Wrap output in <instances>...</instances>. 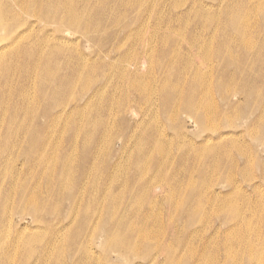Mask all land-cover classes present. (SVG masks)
Instances as JSON below:
<instances>
[{"label": "rangeland", "instance_id": "rangeland-1", "mask_svg": "<svg viewBox=\"0 0 264 264\" xmlns=\"http://www.w3.org/2000/svg\"><path fill=\"white\" fill-rule=\"evenodd\" d=\"M0 264H264V0H0Z\"/></svg>", "mask_w": 264, "mask_h": 264}, {"label": "bare ground", "instance_id": "bare-ground-1", "mask_svg": "<svg viewBox=\"0 0 264 264\" xmlns=\"http://www.w3.org/2000/svg\"><path fill=\"white\" fill-rule=\"evenodd\" d=\"M247 10H250V9H247ZM71 16H73V14H71ZM204 57L206 59L209 58L208 55H205ZM235 63L238 64V58H236ZM46 65H47V60L45 59V62L42 65L41 73L44 71L45 72L50 71ZM60 67H61V64L59 66H56L57 69H59ZM51 77H53V74L51 75ZM61 83H62L61 85H69V82L68 81L64 82V80H62ZM68 88H69L68 86H63L61 88V90H59V89H55L52 86H49L48 91L50 94L56 95L59 92H63L65 90H67ZM196 93H197L196 91H188L186 93L185 106L187 107V109L188 108L191 109L193 111V113L195 114L197 121L200 122L202 125H204L206 122L205 121V114H206L207 108L205 107L206 104H204L203 105L204 107H201V109L198 108V106L196 104L197 101L195 99ZM174 94H175L174 91H169L166 99L171 100L174 97ZM175 98H177V97H174L172 100H174ZM28 137H31L30 141H34L36 143V145H38V143L43 140L40 136V131H37V130H32L28 134ZM20 143L22 144L23 142L20 140ZM4 144H5V140H4ZM4 144H3V146H4ZM36 147L37 146H34L33 149H35ZM3 148H5V147H3ZM55 190H58V189L56 188ZM67 193H69L70 198H71L73 195V190L72 189H69V190L63 189L61 191L62 196H66ZM47 204H48V201L44 202V204H42L40 207H36V203L33 204V202H32V206L31 205L30 206L34 210H46V209H48ZM83 215L85 216L86 219H88V217H89L88 215H85V214H83ZM102 223H103V225L101 226L102 231L105 233L114 235V239H113L114 243H112V244H115V247L120 249L121 253L123 255L126 256V254H130L133 247H132V240H131V236H130L131 233L129 231V225L126 223V220L122 221L113 212H107V213H105V217L103 218ZM72 247H73V251H74L73 253L83 251V245H73ZM3 263H4V261H3Z\"/></svg>", "mask_w": 264, "mask_h": 264}]
</instances>
